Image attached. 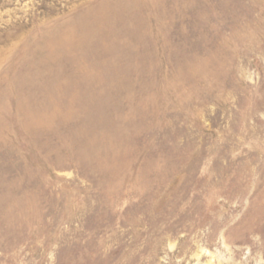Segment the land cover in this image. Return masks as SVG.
Masks as SVG:
<instances>
[{
    "label": "rangeland",
    "instance_id": "374dc122",
    "mask_svg": "<svg viewBox=\"0 0 264 264\" xmlns=\"http://www.w3.org/2000/svg\"><path fill=\"white\" fill-rule=\"evenodd\" d=\"M0 264H264V0H0Z\"/></svg>",
    "mask_w": 264,
    "mask_h": 264
}]
</instances>
